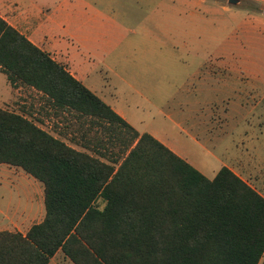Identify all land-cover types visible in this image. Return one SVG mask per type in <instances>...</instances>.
Instances as JSON below:
<instances>
[{
	"label": "trees",
	"instance_id": "16d2710c",
	"mask_svg": "<svg viewBox=\"0 0 264 264\" xmlns=\"http://www.w3.org/2000/svg\"><path fill=\"white\" fill-rule=\"evenodd\" d=\"M0 72L41 92L56 130L86 151L0 108V164L39 181L45 205L25 235L0 232V264H49L59 251L73 264L259 263L264 198L229 169L209 180L140 135L1 17Z\"/></svg>",
	"mask_w": 264,
	"mask_h": 264
},
{
	"label": "rangeland",
	"instance_id": "374dc122",
	"mask_svg": "<svg viewBox=\"0 0 264 264\" xmlns=\"http://www.w3.org/2000/svg\"><path fill=\"white\" fill-rule=\"evenodd\" d=\"M33 1L50 10L64 2ZM65 4L57 20L64 23L65 28L69 26L73 33L89 38L94 55L92 60L103 59L107 64H117L119 69L118 62L127 60L136 64L141 59H153L159 65V91H164L162 85L168 83L164 77L169 80L174 77L176 84H181L188 77L203 74L222 76L224 80L227 76H236L235 81H223L224 88L233 90L223 93V103L217 108L211 102L205 104L199 94H196L197 98L193 94L192 102L199 99L201 103L192 105L191 110L193 112L202 105L196 113L197 125L210 128L209 132L218 136L227 131V124L239 123L233 140L239 146L254 147V161H262V170L253 186L254 190L264 193V0H239L235 6L228 0H66ZM129 68L137 70L135 66ZM103 78H109L112 86L122 85L110 74H103ZM198 84L197 79L191 80L193 87L190 89L194 90ZM156 104L163 106V99H156ZM246 108L254 110L245 113ZM19 110L12 107L14 112ZM141 117L165 134H173L160 116L153 119V123H150L149 114ZM246 123L253 124V130L245 132ZM61 129V135L52 129H48V133H54L75 150L86 152L70 142L69 130ZM243 131L250 135L244 136ZM191 132L197 134L195 129ZM176 146L182 156L195 164H208L211 170L218 168L216 163L207 162L208 158L197 144L178 140ZM24 185H18L17 190L22 203L27 197V186ZM0 195L4 197L0 202L3 208L19 201L17 195L6 191L0 190ZM96 205L100 209L104 206L100 200ZM66 259L59 252L52 264H72ZM260 264H264V258Z\"/></svg>",
	"mask_w": 264,
	"mask_h": 264
},
{
	"label": "crops",
	"instance_id": "0c3cea01",
	"mask_svg": "<svg viewBox=\"0 0 264 264\" xmlns=\"http://www.w3.org/2000/svg\"><path fill=\"white\" fill-rule=\"evenodd\" d=\"M65 1L50 10L36 4L33 0H0V17L33 45L47 53L54 62L63 66L76 81L109 106L140 135L149 134L207 179L209 177L213 179L218 171L225 167L255 189L253 185L258 181L257 175L261 172L259 170H262V161H254V147L245 144L239 146L233 140L239 123L227 124L225 127L227 131L218 136L210 133V128L197 125L196 113L202 105L193 112L191 110L192 105L198 106V102L201 103L198 101L199 99L192 102L193 94H195V98H197L196 94H199L200 98L203 97L205 100V104L211 102L214 108H217L219 104L223 103V93L228 91L232 93L233 90L231 87L224 88L223 81H235L236 76H227L228 79L224 80L222 76L203 74L197 75L198 77H188L186 82L181 84H176L174 77L171 78L172 80L164 77L168 83H163L164 91H159L161 78L158 75L159 65L153 59H141L136 64L127 60L118 62L119 69L116 68L117 64H107L103 59L92 60L91 56L94 55L91 53L92 47L89 38L73 33L68 25V28H65L64 23L57 20L58 14H61L66 5ZM131 66L137 67V70L131 71L129 68ZM105 73L112 75V78L118 80L122 85L112 86V81L109 78H103ZM195 79L199 81V84L192 90L190 81ZM209 81L215 84H209ZM169 87L170 90L171 88L174 90H168ZM161 98L163 106L159 107L156 104V99ZM236 101L238 102V99ZM12 107H18L21 111L14 112ZM0 108L23 114L46 132L48 129H52L54 133L59 131L56 130V125L61 124L59 119L49 115L54 111L48 105L46 97L30 87L23 85L12 87L1 72ZM189 109L190 111H188ZM247 109L249 108L244 109L245 113H251L254 110L253 108L250 111ZM146 114L151 117L152 122L150 123L160 116L164 122L168 123L173 134H165L158 128L147 124L141 117ZM189 123L192 124L189 125ZM246 125L245 132L249 129L253 130V124L246 123ZM191 128L195 129L197 134L192 135ZM244 131V136L248 137L250 134H246ZM54 133L49 134L55 137ZM228 138H230L229 141H227ZM178 140L183 143L190 141L197 144L205 158H208L207 162L216 163L218 168L211 170V166L208 164H195L185 155L182 156V152L176 148ZM24 184L27 186V197L26 201L22 203L17 190L18 185L25 187ZM0 190L6 191L10 195H17L19 200L15 204H8L5 208L0 206V232H19L25 235L33 225L43 221L45 217L43 185L21 168L0 164ZM255 191L264 198V193ZM2 200L4 197L0 195V202ZM59 252L52 257L49 264H52ZM263 258L264 253L258 264L262 262ZM68 261L72 263L70 260Z\"/></svg>",
	"mask_w": 264,
	"mask_h": 264
},
{
	"label": "water",
	"instance_id": "95a60500",
	"mask_svg": "<svg viewBox=\"0 0 264 264\" xmlns=\"http://www.w3.org/2000/svg\"><path fill=\"white\" fill-rule=\"evenodd\" d=\"M228 3H229L230 5L235 6V5H237V4L239 3V0H228Z\"/></svg>",
	"mask_w": 264,
	"mask_h": 264
}]
</instances>
